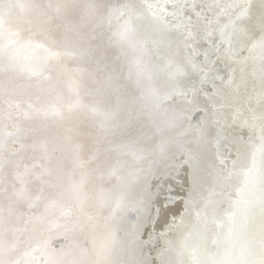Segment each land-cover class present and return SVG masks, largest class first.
Instances as JSON below:
<instances>
[{"label": "snow or ice", "instance_id": "snow-or-ice-1", "mask_svg": "<svg viewBox=\"0 0 264 264\" xmlns=\"http://www.w3.org/2000/svg\"><path fill=\"white\" fill-rule=\"evenodd\" d=\"M141 0L120 15L144 28L158 106L176 113L166 181L140 186L107 264H264V0ZM155 181V182H154ZM120 233L123 237L120 238Z\"/></svg>", "mask_w": 264, "mask_h": 264}, {"label": "bare ground", "instance_id": "bare-ground-1", "mask_svg": "<svg viewBox=\"0 0 264 264\" xmlns=\"http://www.w3.org/2000/svg\"><path fill=\"white\" fill-rule=\"evenodd\" d=\"M140 2L141 0H0V29L8 30L16 37L14 40V37L10 38L9 42L0 43V104L3 101L4 104L15 103L18 116L26 112V116H14L13 123H9L8 112L0 109V226H7L9 223L1 233V239L7 241L18 238V231L26 228V222L18 214L29 213V205L31 207L33 199L37 201L46 192L48 197L50 193L58 191L60 186L56 189L49 181L57 185L65 178L62 167L75 166L70 175L74 174L77 185L86 183L87 179L91 186L89 188L96 192L98 201L106 205L112 202L114 191L124 182L125 172L143 165V157L152 152L155 142L152 135L156 136L154 131H157L154 127L138 121L139 127L136 129V126L126 125L116 132L107 129L108 125H101L93 130L94 126L88 129V120L81 121L74 111L79 103L76 98H86L90 104L100 105V109L108 108V115L103 113L107 117L104 115L105 119L100 123L106 124L111 118L110 110L113 106L125 109L126 113L135 103H142L146 110L156 107L151 91L148 93L150 87L153 88V81L149 79L151 66L144 74L151 85L144 82V78L134 73L135 71L132 72V77L129 75L131 83H128L127 68L136 63H124L122 52L117 56L108 49L120 42V38L114 35L110 38L113 39L111 42L105 45L101 42L104 30L112 26V23L108 24L112 15V21L120 18L125 26L124 31L122 30V45L118 44L120 51L128 50L136 43L144 33L143 26L132 22L131 30L126 31L128 16H121L120 12L122 9L127 11L129 5L138 6ZM261 2L262 0H254L250 28L255 26L261 14ZM25 33L29 41L31 36V43L26 42V35H23ZM69 55L70 61L67 60ZM62 67L64 70L61 72ZM107 72L108 77L102 75L100 81L96 79V75ZM15 73L21 76L12 77ZM66 74H71L78 82L69 84ZM139 78L146 83L144 86L141 83L137 85ZM6 80L8 83L4 85ZM48 82L46 85L52 88L46 89L56 94L54 99L48 105H37V112H31L27 108V102H24L25 97L30 100V97L38 96L41 99L42 95L38 94L43 88L39 87ZM60 83L66 89L59 86ZM89 94L92 99H88ZM147 94H150V98H147ZM5 95L7 99L4 98ZM39 112L43 113L42 120H36L31 126L34 120L32 118ZM21 127H24V136H20ZM94 140L96 142H92ZM133 152L138 158L131 155ZM35 163L37 168H34ZM77 163L80 164L79 168ZM45 165L47 172L42 168L38 169ZM113 169L117 170L111 177L109 171ZM36 176L38 180L35 181ZM91 181L95 183L94 186ZM34 189L35 193L32 194ZM106 190L110 193L104 194ZM72 194L74 193H69L70 196ZM40 213L43 218L47 211L42 209ZM58 218L61 221L67 219V216L60 215ZM40 231L41 229L38 234ZM16 247H24L23 242L17 243Z\"/></svg>", "mask_w": 264, "mask_h": 264}, {"label": "water", "instance_id": "water-1", "mask_svg": "<svg viewBox=\"0 0 264 264\" xmlns=\"http://www.w3.org/2000/svg\"><path fill=\"white\" fill-rule=\"evenodd\" d=\"M31 21L32 20H30V23ZM108 24H111L112 26L109 27L110 29L104 30L105 32H103L102 34L103 38L101 42L105 45L113 40L110 39L111 37H113L114 35L118 36L120 38V42L114 43V47L108 48L110 50V53L120 56L122 52L124 55V63L128 61H134L136 63H133V66H129L127 68L126 74L128 75V83H131L129 81V75L132 77V72L135 71L134 73H136L137 75L140 74L141 78H144V82H147V84L151 85V82L147 80L146 76H144L145 70H148L149 66H151L153 62L150 50H141L134 42L135 45L133 43L130 49L120 51V45H122L121 42L122 38L124 37V23L120 20V18H116L112 21L111 15L108 20ZM0 32H2L0 33V43L9 42V40H11L10 38L13 37V40L16 38L15 36L11 35V32L8 30L1 28ZM119 32H122L121 35H119ZM26 34L27 33L23 35ZM25 39L26 42L29 41L27 39V35ZM32 41L33 40L30 36L29 42L31 43ZM116 44L118 48L116 47ZM136 59L138 60L136 61ZM67 60L70 61V55ZM62 70H64V67L60 69L61 72ZM102 75H107L108 77L109 74L107 72L105 74H98L95 77L96 79L98 78V81H100V77ZM20 76V74L16 73L12 75V77ZM66 76L69 84H75L78 82H76V79L73 78L71 74H66ZM12 77L9 82L12 80ZM139 79L136 82L137 85H140L141 83V85L144 86V84L146 83H144L142 79ZM7 83L8 81L6 80V83L4 85H6ZM46 84H49V82L41 84L42 86L39 87L43 88L39 91L40 93L38 94L42 95L41 99H38V96L30 97V100L29 98L25 97L24 102H27L26 104L28 105V107H26L29 108L31 112H37V105H48L52 101V99H54V96L56 94L53 93L52 90H49L52 87ZM133 84L131 85V88L134 87ZM60 85L64 89H66L62 83H60L59 86ZM124 87L125 85H123V88ZM151 90L152 87H150L148 93ZM3 91L4 89L2 88V92ZM45 93L47 95H45ZM149 96L150 94H147V98H150ZM6 97L7 96L5 95L4 98L7 99ZM87 97L88 99H92V96L90 94ZM76 99H78L79 103L78 105H76L77 108L74 109V111L78 113L77 118L81 121L88 120L86 122V127L88 129H91V127L94 126L92 128L94 130L96 129V127H100L101 125H108L107 129L116 132L118 131V129L126 125L132 127L136 126L134 128L136 129L139 123L138 121L143 122L142 124H147L148 127H154L157 131H154L156 136L154 134L152 135L155 139L152 147V152L145 158L143 157V159L145 160V164L143 163V165L141 164L139 167L125 172V178L124 180H122L124 182H122V184H120V187L118 189L116 188V190L114 191V198L112 202L109 201L110 203L106 205L98 201V198H96V192L93 190L91 191V189L89 188L91 186L88 185L87 179H85L86 183L79 184V186L77 185L76 177L73 176L74 174L70 175V173L73 172L72 169H75V166L71 165L67 166L66 168L62 167V169L65 170V178H62L57 185L56 183L52 184V182L49 181V183L52 186L54 185L56 189L57 186H60L58 188V191L55 192V194L50 193L51 195L49 196L51 197H47L48 192H46V195L44 197L42 196L41 198L39 197L37 201L36 199H33L31 207L29 205V213H26L25 215L18 214V217L21 216L22 221L26 222L24 223L26 228L24 230L20 229L18 231V238L10 239L7 241H5L4 238L1 239V233L7 228V226H9V223L7 224V226H0V264H107L105 258L102 256V246L117 235L118 227L121 223V217L125 214L126 202L132 197L133 193L136 192L140 186L147 184L149 180L153 179L154 175L156 177V180H158L159 182L163 183L166 181L165 174L167 173L172 163L170 153L178 150V145H173L169 149H166L164 151L160 150L162 137L172 131V129H170L168 125L174 119L176 113L172 110L171 106L162 107L156 105V107L150 108V110H146L147 108L143 107L142 103H135V105L133 104L134 106H131L127 109V111H129L127 113L125 109L113 106V108L110 110V120H108L106 124H100L103 119H105L103 118L104 115H108V108L101 107L100 109V105H95V103L90 104L89 100H87L86 98L82 99L78 97ZM2 103V105L0 104V109L4 111L6 110L8 112L9 115L7 117L10 119H8L7 121L9 123H13V118L18 116L19 114V111H16L15 109V103L9 102L10 104H6L5 102L4 104V101ZM74 103L75 100L72 103L73 106ZM136 106H138L139 109ZM153 106H155V104ZM71 109L72 108H70V110ZM107 115L105 116L107 117ZM20 116H26V112L25 114L21 113ZM143 116H145L146 118H142ZM42 118L43 113L39 112L36 117L32 118L34 120L32 121L31 126L34 122H36V120L40 121L42 120ZM157 124H159L160 126ZM22 128L24 129V127H21V129ZM23 129L21 130L22 134H20V136H24V133L22 132ZM96 137L95 140L97 141ZM95 140L92 142H96ZM33 141L34 140H31V142ZM135 152H133L131 155L135 158H138ZM61 164L59 163V165ZM36 165L37 163L34 164V168L36 167ZM76 166L79 168L80 164L77 163ZM46 167L47 166L45 165L39 167L38 169L42 168L41 170H46L47 172L48 170ZM114 169L109 171V175L111 177L113 176L112 173L117 170ZM119 170L123 171V168L119 167ZM37 177L38 176L35 177V181L38 180ZM91 182L93 183V181ZM94 184L95 183L91 185L94 186ZM4 190L6 189L4 188ZM25 190L27 189L25 188ZM31 192L32 190H30V193ZM70 192H73L74 194L70 196ZM34 193L35 189L32 194ZM107 193H110V191L106 190L104 192V194ZM42 209L47 211L43 218L42 215H40ZM60 215L67 216V219L69 220L65 218L64 220L59 221L58 216ZM45 216H48V218H46ZM74 217L75 220H73ZM18 221H20V218ZM40 229V234H38ZM32 230L35 232L33 233ZM28 233L30 235H28ZM119 235L120 238L123 237V233H120ZM20 241L23 242L24 247L17 248L16 245ZM17 251L21 252V254L17 253Z\"/></svg>", "mask_w": 264, "mask_h": 264}]
</instances>
